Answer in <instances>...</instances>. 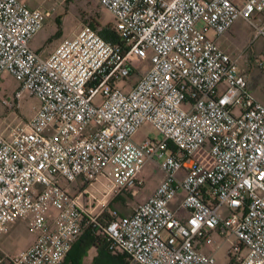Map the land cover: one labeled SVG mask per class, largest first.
<instances>
[{"label": "built area", "instance_id": "1", "mask_svg": "<svg viewBox=\"0 0 264 264\" xmlns=\"http://www.w3.org/2000/svg\"><path fill=\"white\" fill-rule=\"evenodd\" d=\"M97 1L120 41L83 23L44 56L29 41L47 12L0 0V77L18 81L2 100H39L23 125L0 131V235L16 220L34 235L17 252L0 248V264H60L88 224L127 264H215L216 237L229 242L228 264H264V102L240 53L217 41L239 17L250 42L264 38V0ZM145 60L127 90L115 84ZM256 62L264 69V55ZM144 121L162 138L136 139ZM148 162L161 171L153 191L102 217L105 197L141 185ZM100 177L96 196L88 185ZM77 178L87 185L72 193Z\"/></svg>", "mask_w": 264, "mask_h": 264}, {"label": "rangeland", "instance_id": "2", "mask_svg": "<svg viewBox=\"0 0 264 264\" xmlns=\"http://www.w3.org/2000/svg\"><path fill=\"white\" fill-rule=\"evenodd\" d=\"M30 5L38 6L44 12H47L43 27L30 41L35 50L43 47L44 52L50 51L63 38L73 36L83 23L92 17L101 22H112V15L107 11L97 0H28ZM259 16L264 17V12L259 13ZM101 17V18H100ZM244 19L237 18V29L241 32L239 34H231L226 32L224 38L229 44V52L232 55L240 53L242 56L239 65L246 68L247 72L252 75L254 89L259 90L264 88V69L257 66L256 60L264 55V38L258 36L254 41L250 42L253 27L247 24ZM257 20V19H256ZM252 60L250 67L246 63V59ZM148 65V61H142L135 71L126 77H119L115 79V84L127 90L130 85L135 82L140 73L144 71ZM238 65V66H239ZM239 67V68H240ZM256 81V82H255ZM18 86V81L12 75L5 72L0 77V131L6 133L10 126L16 124L23 125L34 113L39 105V100L36 96L24 91L19 105L16 107H9L3 102L4 97L13 98L14 90ZM102 99L101 94H97L94 98L96 102ZM136 139L141 138H162V133L148 121L142 122L136 132ZM144 178L141 185L128 189L121 190L119 193L107 195L106 208L110 210L115 209L119 212H130L133 206L144 198V193L154 187L160 177L161 171L155 162H148L145 164L142 172ZM104 181V180H103ZM98 180L96 182L97 193L104 190V182ZM85 185H87L85 183ZM96 193V194H97ZM100 234V233H97ZM103 236V235H102ZM32 239V232L27 228L23 220H18L9 234L5 237V243L10 250H16L24 247ZM224 238H217L213 241V253L215 256V264H228L229 242L223 240ZM75 262H66L67 255L60 264H94V257L96 256V248L89 247L85 251L79 252Z\"/></svg>", "mask_w": 264, "mask_h": 264}, {"label": "trees", "instance_id": "3", "mask_svg": "<svg viewBox=\"0 0 264 264\" xmlns=\"http://www.w3.org/2000/svg\"><path fill=\"white\" fill-rule=\"evenodd\" d=\"M86 23L91 25L105 39L111 41H120L117 31L113 27V18L112 22L106 21L102 23L101 19L97 20L96 18L94 19L90 17ZM101 216L107 217V211L103 212ZM91 246L96 248L94 264H127L126 254L120 251H110L107 247L105 237L102 236V234H97L95 232V227L92 224L86 225L83 231L76 237L71 248L66 254V262H75L79 254L78 251H85Z\"/></svg>", "mask_w": 264, "mask_h": 264}, {"label": "crops", "instance_id": "4", "mask_svg": "<svg viewBox=\"0 0 264 264\" xmlns=\"http://www.w3.org/2000/svg\"><path fill=\"white\" fill-rule=\"evenodd\" d=\"M26 1V3L28 4V5H30V2L28 1V0H25ZM30 6H33V5H30ZM35 6V5H34ZM237 20V19H236ZM234 21L233 22V24H232V26L228 29V31L227 32H230L231 34H239V32H241V31H239L238 29H237V21ZM243 21H245V20H243ZM246 22V21H245ZM247 23V22H246ZM248 24V23H247ZM40 31V30H39ZM38 31V32H39ZM37 32V33H38ZM37 33L35 34V35H37ZM226 34V33H225ZM35 35L33 36V38L35 37ZM251 37H252V34L250 35ZM225 36H220V37H218L217 38V41H218V43L220 44V46L222 47V48H224L225 50H227V51H230L229 50V44H227V42H226V40H225V38H224ZM32 38V39H33ZM257 38V37H256ZM31 39V40H32ZM251 39V38H250ZM30 40V41H31ZM30 41H29V45H30ZM250 41V40H249ZM254 41V40H253ZM33 49H35L34 48V46L33 45H30ZM55 47V46H54ZM52 50V49H51ZM50 50V51H51ZM36 51H38V52H40L42 55H44V56H46V55H48L49 54V52L50 51H47V52H44V49H43V47H40V49L39 50H36ZM231 53V52H230ZM232 54V53H231ZM241 55L238 57V63H239V61H240V59H241ZM246 63H247V65L250 67V65L252 64V60H251V58L250 59H246ZM239 65V64H238ZM239 67H240V65H239ZM242 72H244L245 74H246V77H247V84H248V87H249V89H250V91L252 92V94L255 96V98H257L258 100H260V101H263L264 102V88H262V89H259V90H256V89H254L253 88V86H252V83H253V77H252V75L251 74H249V72H247V69L246 68H242V67H240L239 68ZM256 82V81H255ZM98 180H104V178L103 177H100ZM98 180H96L92 185H88V188H89V190L90 191H92L96 196H100L101 195V190H100V192H98L97 193V191H96V182L98 181ZM104 182V181H103ZM157 185V184H156ZM155 185V186H156ZM68 186H69V189H70V191L72 192V193H76L77 192V190H79V189H81V188H83L84 186H85V183L83 182V180L81 179V178H77V179H75L74 181H72V182H70V183H68ZM155 186L154 187H152V188H150V189H148L145 193H144V198L149 194V193H151L152 191H153V189L155 188ZM97 193V194H96ZM136 205V204H135ZM134 205V206H135ZM133 206V207H134ZM133 209V208H132ZM110 209L109 208H106V211H109ZM51 211L52 212H55V209L52 207L51 208ZM132 211V210H131ZM130 211V212H131ZM121 213H129V212H121ZM177 214L178 215H184V214H186V210H178L177 211ZM18 220H16L15 222H13L12 223V225H11V228H10V230L7 232V233H4V234H1L0 235V248L2 249V250H5V251H8V252H11V253H14V252H17V251H19V250H21V249H24V248H26L31 242H32V240H33V238H34V235L32 234V239L24 246V247H22V248H19V249H16V250H10L8 247H7V245H6V243H5V237H6V235L7 234H9L10 233V231L12 230V228H13V226H14V224L17 222ZM74 242V241H73ZM72 246V245H71ZM71 248V247H70ZM201 249L203 250V251H205V252H210L211 251V248H209L208 246H202L201 247Z\"/></svg>", "mask_w": 264, "mask_h": 264}]
</instances>
